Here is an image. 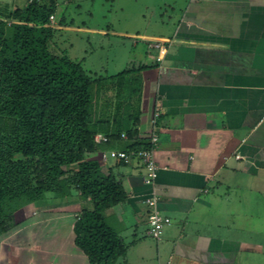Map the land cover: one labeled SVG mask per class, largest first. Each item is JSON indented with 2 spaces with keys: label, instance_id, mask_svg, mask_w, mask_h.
<instances>
[{
  "label": "crops",
  "instance_id": "obj_1",
  "mask_svg": "<svg viewBox=\"0 0 264 264\" xmlns=\"http://www.w3.org/2000/svg\"><path fill=\"white\" fill-rule=\"evenodd\" d=\"M110 34L140 37L145 48L138 53L145 58L154 51L150 62L135 68L146 67L139 74L137 139L148 142L151 134L157 136L155 183L152 188L143 184L137 160L103 162L127 193L124 202L106 212V220L122 239L126 230L133 231L134 263L264 261V0H191L170 37ZM156 41L166 48L160 63L155 62ZM152 191L159 212L171 221L155 244L138 239L142 230L149 235L143 201ZM80 201L73 195L41 210L73 216V248L59 254L87 264L73 243L81 207L68 208ZM21 211L23 220L38 215L33 204ZM8 236H0V264H21L23 249L6 240Z\"/></svg>",
  "mask_w": 264,
  "mask_h": 264
},
{
  "label": "trees",
  "instance_id": "obj_2",
  "mask_svg": "<svg viewBox=\"0 0 264 264\" xmlns=\"http://www.w3.org/2000/svg\"><path fill=\"white\" fill-rule=\"evenodd\" d=\"M56 9L55 0H28L0 11V236L18 211L47 194H75L90 205L75 218V247L87 264H120L128 246L106 212L126 200V189L91 157L105 148H149L137 139L139 74L146 67L90 77L80 61L55 48L50 17ZM58 26H65L62 18ZM96 135L107 142L96 144Z\"/></svg>",
  "mask_w": 264,
  "mask_h": 264
},
{
  "label": "rangeland",
  "instance_id": "obj_3",
  "mask_svg": "<svg viewBox=\"0 0 264 264\" xmlns=\"http://www.w3.org/2000/svg\"><path fill=\"white\" fill-rule=\"evenodd\" d=\"M27 1L0 0V11L23 8ZM55 1L57 9L51 24L52 28L57 29L53 38L55 48L59 52H65L70 59L80 61L83 69L90 77L101 76L107 78L122 70L148 63L151 57L154 56V51L150 50L146 58L138 53L140 49L145 48L140 37L113 36L110 32L170 37L175 24L181 18L191 0ZM61 18L64 25L69 29H58ZM83 29L100 30L105 34L85 33L81 31ZM132 42L138 43L137 49L132 47ZM136 87L137 84L134 83L133 88L136 89ZM135 97V94L132 93V100L130 101L132 105L135 104ZM110 149L113 148H105L104 151L108 152ZM117 149L119 148H114V150ZM91 158L98 160L101 164L103 163L97 155ZM111 160L107 157V161L110 162ZM72 167L75 168V166ZM142 171L144 176L145 172L143 169ZM74 196L77 195L74 194ZM65 200L68 199H56L52 194H47L44 200L33 204L38 214L36 217L28 216L23 220V217H25L23 212H17L13 227L4 235L9 234L6 240L16 243L18 246L20 245L23 249L20 256L21 264L78 263L77 259L69 258L65 253L62 256L59 254L70 252L73 248L72 243H70L72 233H69V225L73 216H70V214L60 215L54 211L43 213L41 210L45 207L50 209L57 207ZM69 203H73V199ZM74 205L68 208L78 209V205L81 208L88 207V204L84 201H80V204L76 202ZM27 215L28 213H26ZM125 233L123 241L128 246L127 255L120 260V264H124V262L135 264L134 256L137 253V245L132 244L133 231L128 229ZM138 239L140 242L144 240L155 244V239L143 230L138 235ZM37 247H40L41 250H38ZM164 264H166V261H164ZM255 264H264V261H257Z\"/></svg>",
  "mask_w": 264,
  "mask_h": 264
},
{
  "label": "built area",
  "instance_id": "obj_4",
  "mask_svg": "<svg viewBox=\"0 0 264 264\" xmlns=\"http://www.w3.org/2000/svg\"><path fill=\"white\" fill-rule=\"evenodd\" d=\"M53 16L50 17V23L53 22ZM158 50V54L155 58L156 63H160L166 54V48L164 42L156 41V44L153 45ZM121 137H124L122 134ZM94 142L96 144L107 142V138L101 135H96L94 137ZM157 144V136L153 133L149 137V148L138 150L135 152H122L110 150L108 152H104L100 154V160L103 162L107 161V157L110 159L119 162L123 161L125 163L130 160H137L140 162L142 169L145 172L143 176V184L148 187H153L155 180L157 178L158 166L155 163L153 150ZM146 207L147 214V224H148V234L155 240H159L162 236V233L168 225H170L171 221L168 217L163 216L158 210V197L152 191L148 197H146L143 201Z\"/></svg>",
  "mask_w": 264,
  "mask_h": 264
}]
</instances>
